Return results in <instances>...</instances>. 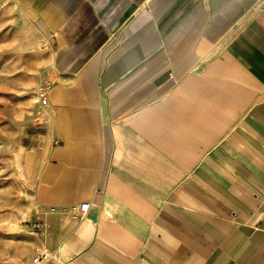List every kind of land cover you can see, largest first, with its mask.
I'll use <instances>...</instances> for the list:
<instances>
[{"label": "crops", "instance_id": "1", "mask_svg": "<svg viewBox=\"0 0 264 264\" xmlns=\"http://www.w3.org/2000/svg\"><path fill=\"white\" fill-rule=\"evenodd\" d=\"M10 1L50 90L43 230L0 264H264V0Z\"/></svg>", "mask_w": 264, "mask_h": 264}, {"label": "rangeland", "instance_id": "2", "mask_svg": "<svg viewBox=\"0 0 264 264\" xmlns=\"http://www.w3.org/2000/svg\"><path fill=\"white\" fill-rule=\"evenodd\" d=\"M50 58L48 41L10 0H0V262L22 263L35 254L31 150L47 132L38 91Z\"/></svg>", "mask_w": 264, "mask_h": 264}, {"label": "built area", "instance_id": "3", "mask_svg": "<svg viewBox=\"0 0 264 264\" xmlns=\"http://www.w3.org/2000/svg\"><path fill=\"white\" fill-rule=\"evenodd\" d=\"M49 90H50V86L48 84H45L44 87H40L39 91H38V97L41 101H45L47 99V96L49 94ZM89 209V204L84 202L81 203L79 205H77L76 207L73 208L72 210V217L74 218H78L81 219L83 218L87 211ZM36 228L38 230L39 233H41V231L43 230V226L40 223H36ZM46 254H39L37 255V257H35L32 261L33 264H38L41 262V260L46 258Z\"/></svg>", "mask_w": 264, "mask_h": 264}]
</instances>
